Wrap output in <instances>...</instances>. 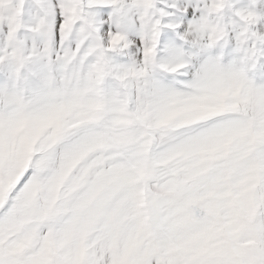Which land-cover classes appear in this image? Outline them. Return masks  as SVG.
<instances>
[{
  "label": "snow or ice",
  "instance_id": "1",
  "mask_svg": "<svg viewBox=\"0 0 264 264\" xmlns=\"http://www.w3.org/2000/svg\"><path fill=\"white\" fill-rule=\"evenodd\" d=\"M0 264H264V0H0Z\"/></svg>",
  "mask_w": 264,
  "mask_h": 264
}]
</instances>
